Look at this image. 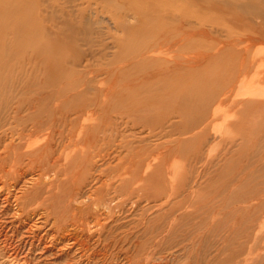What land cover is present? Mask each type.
<instances>
[{
    "label": "rangeland",
    "instance_id": "obj_1",
    "mask_svg": "<svg viewBox=\"0 0 264 264\" xmlns=\"http://www.w3.org/2000/svg\"><path fill=\"white\" fill-rule=\"evenodd\" d=\"M142 3L0 0V264H264V0Z\"/></svg>",
    "mask_w": 264,
    "mask_h": 264
},
{
    "label": "bare ground",
    "instance_id": "obj_2",
    "mask_svg": "<svg viewBox=\"0 0 264 264\" xmlns=\"http://www.w3.org/2000/svg\"><path fill=\"white\" fill-rule=\"evenodd\" d=\"M71 1V0H70ZM171 2V1H170ZM143 5H145V4H147V5H149L150 6V10L151 11H153V12H155L154 11V9L153 8H155L154 6H156L155 5V3H154V0H149V1H147V0H143V3H142ZM171 4V6L173 7V5H175V4H177V2H171L170 3ZM179 4V6H180V14H179V21L180 22H184L185 21V16H184V2H181V3H178ZM151 7H153V8H151ZM173 8H175V7H173ZM118 9H119V11H118V13H119V16L120 17H123V16H125V18H127L128 16H133V17H135L136 15H131V12H129L128 10H122L121 9V7H118ZM159 9H163V10H166V11H168V12H166V14H165V16L167 17V19H172L171 17L172 16H170L169 15V13H172V11L170 10L171 8H159ZM131 20V19H130ZM172 20H175V19H172ZM133 21V20H132ZM136 21L139 23L140 22V20H139V18L138 19H136ZM85 24L87 25V27L84 29V30H86V32L84 33L87 37L89 36V41L91 40L90 39V33H92L93 32V27L91 26L92 25V23L91 22H86L85 21ZM84 32V31H83ZM155 35L156 36H158V34H157V32H155ZM160 52V51H159ZM152 54V53H151ZM180 69H184V64L182 65V68H180ZM154 72V74H156L155 75V77L156 78H158V77H160V76H163V71L162 70H155V71H153ZM187 76H188V74H186V73H183V72H181L178 76H177V78L176 79H178L179 81H181V85H178L179 87L178 88H175V90H174V94H175V96L176 95H178V96H180L181 97V99H183L184 101H183V105H185V107L186 108H184V112H185V115H187V113L189 112V114H190V110H191V108H192V110L193 109H196L195 111V115H196V117H197V120L194 118V119H190V121H189V119H188V121H187V126H189V127H191V126H194V125H197V124H199V123H202L203 121H205V120H207L209 117H212V119H217L218 118V115L219 114H216V113H218V110H220V108L223 106H219V105H217L216 106V108L213 110V112H212V114H210V110H211V105L213 104L212 102H210L211 100H213L214 99V97L216 96V95H212V94H210L209 92H207V91H204V88H205V86H204V83H202V85L200 86L199 85V87H198V84L196 83V85H197V87H196V89H194L193 91L191 90V88L190 87H192V86H194L195 84H193V83H191V84H188L187 83ZM159 83V82H158ZM157 86V85H156ZM202 87H204L203 88V90L201 89ZM246 88V87H245ZM204 92L205 93H207L208 95L207 96H205L204 95ZM191 94V97H188L189 95ZM188 98V99H187ZM105 100V99H104ZM204 103V106H202V104ZM219 103V102H218ZM188 106V108L189 109H187V106ZM191 106V107H190ZM202 106V107H201ZM223 108V107H222ZM187 116H190V115H187ZM188 118V117H187ZM86 119V118H85ZM211 121V120H210ZM189 123V124H188ZM216 124V123H215ZM190 129V128H189ZM194 134V133H193ZM224 136V135H223ZM74 152V151H73ZM72 152V153H73ZM175 159V158H174ZM53 175V174H52ZM50 178V177H49ZM55 178V177H54ZM51 179V178H50ZM35 180V179H34ZM107 181V180H106ZM17 203V202H16ZM188 206V205H187ZM159 207V206H158ZM185 211V210H184ZM1 218V217H0ZM99 219V218H98ZM174 219V218H173ZM98 222V221H97ZM103 223V222H102ZM263 223V222H262ZM99 224V223H98ZM105 224V223H104ZM168 231H169V229H168ZM260 231V230H259ZM256 238V237H255ZM263 245H264V243H263ZM154 246V245H153ZM252 248V247H251ZM258 252V251H257ZM248 255V254H247ZM149 256V255H148ZM247 261V260H246ZM250 261V260H249Z\"/></svg>",
    "mask_w": 264,
    "mask_h": 264
}]
</instances>
